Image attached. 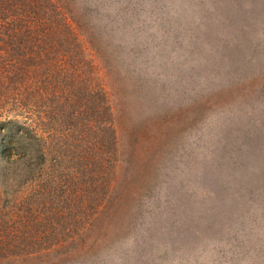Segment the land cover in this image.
I'll return each instance as SVG.
<instances>
[{
  "label": "rangeland",
  "instance_id": "1",
  "mask_svg": "<svg viewBox=\"0 0 264 264\" xmlns=\"http://www.w3.org/2000/svg\"><path fill=\"white\" fill-rule=\"evenodd\" d=\"M33 4L52 10L57 48L46 73L34 65L9 84L25 73L6 53H29V34L13 30L10 47L0 31V116L36 133L11 184L31 180L15 203L33 190L39 234L0 264H264V0ZM92 149L51 230L36 191Z\"/></svg>",
  "mask_w": 264,
  "mask_h": 264
},
{
  "label": "trees",
  "instance_id": "2",
  "mask_svg": "<svg viewBox=\"0 0 264 264\" xmlns=\"http://www.w3.org/2000/svg\"><path fill=\"white\" fill-rule=\"evenodd\" d=\"M33 3L34 0H0V31H6L5 35L10 37L9 41L8 39H3V41H8L6 42L7 45L12 47L14 44L12 31L25 29L29 34V39L23 40L21 38L20 40L24 44L27 43L29 48L31 46L29 53H27L28 51H25L22 46L21 51H19V48H11L8 51L9 53H6L7 62H9L10 65L12 64L15 66L18 61H20L22 66L19 70H21L22 73H25L19 75L18 72H13L9 84H12L14 79H17L15 75L20 76V78H27L26 74L30 73L29 68H31V66L38 65L41 66L42 70H45L43 63L50 57L51 52L57 48L53 45L55 39L49 37V25L53 20V14H50L52 10H48L49 13L43 12V14H41L42 11L35 9ZM9 18L10 21L6 23ZM16 49H18V52ZM31 55H33V57L29 58ZM3 59L4 55L0 54V62ZM28 63L30 64L29 66L27 65ZM46 71H48V69L45 70V73ZM87 106H90L89 102ZM92 108L93 107H91V109ZM32 127V125L25 122L21 123L18 118L5 115L0 116V162L3 163L0 164V178H5V180H2L0 183V186H6L5 189H7L2 193L0 192V216H5L6 219L8 215L11 216L16 210L19 212L17 217L13 214L16 218L13 217L12 221L8 219L0 220V260L20 255V253H22L21 245L27 247L29 242L39 234L34 231V226L32 225V222L36 220H32L29 217V214H31L33 209H31L29 205H36V200L33 201V197L35 198L34 192H32L33 190L30 191L33 197L30 195V200H28V203L31 202V204H28L25 201H20L19 204L15 203V200H18L20 192L29 189L31 180L28 182V186L24 188H16V186L11 184L14 173L12 162L15 161V155L17 153L23 151V154H27V149L31 143L29 136L36 135ZM99 150L100 149H97V153L100 152ZM93 151L94 149H92V153L89 156H81L78 154L71 158L72 160L77 158L81 159L82 163L79 167L78 163L72 166V171H70L72 173H69L70 175L67 179L64 178V180H59L57 177L59 175H56L53 172L49 177L50 182H47L51 184L46 188H43L44 193H40V188L36 191V198L39 197L40 199H44L45 197L49 199V202H44L43 204L45 205L44 207H46L45 212L49 214V218L47 219V222H45V225L51 230L53 229V224L58 222V215L64 210V206L68 203L67 200L72 202L70 193L72 194L73 191H77L78 189V186H75L78 184L76 179L79 176L84 175L85 169L90 166L95 159ZM61 156H63V154H59L58 151H55V154L52 157L54 165L59 164ZM62 158L64 159V157ZM99 160L104 163L105 159ZM100 161L98 162L97 173H93L91 176L90 184L87 187H85L86 183L80 185L82 191H87L91 188L94 189L95 182L101 179V175L104 173V166L100 164ZM57 180H59V182H56ZM10 199L12 200L9 202ZM42 201L43 200H41V202ZM24 207L27 208L25 211L22 210ZM42 225L45 226L43 223ZM37 230L40 231V229ZM40 232L44 233L42 231Z\"/></svg>",
  "mask_w": 264,
  "mask_h": 264
}]
</instances>
